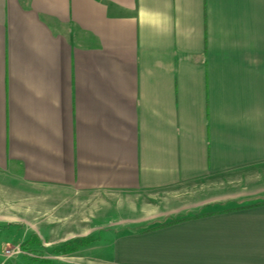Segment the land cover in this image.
<instances>
[{
	"label": "crops",
	"instance_id": "obj_1",
	"mask_svg": "<svg viewBox=\"0 0 264 264\" xmlns=\"http://www.w3.org/2000/svg\"><path fill=\"white\" fill-rule=\"evenodd\" d=\"M4 177L73 208L164 203L127 225L0 217L35 226L44 264H264V0H0Z\"/></svg>",
	"mask_w": 264,
	"mask_h": 264
},
{
	"label": "rangeland",
	"instance_id": "obj_2",
	"mask_svg": "<svg viewBox=\"0 0 264 264\" xmlns=\"http://www.w3.org/2000/svg\"><path fill=\"white\" fill-rule=\"evenodd\" d=\"M32 187H20L18 184L16 186H10L8 179L4 177V179L0 178V217H4L5 219H9L8 221L16 220L14 218H30L34 219L36 217H44L46 219L45 222L49 221L50 218L55 214V217L58 216H66V217H75L76 219H81L82 217L92 219L94 221H102V222H121L122 219L124 223L127 225L130 220L128 219H137L140 218H152L155 215L153 212H145L146 209L150 207L153 208V211L161 212L164 209V203L161 201H156L155 203L150 201L149 199H143L139 197L131 199V196L115 197L114 195H103V194H95L91 195L89 200L81 201L76 203L75 208L71 205H61L58 204L59 201L63 199V194L49 192L48 194H44L43 197H37L36 190ZM52 193V194H51ZM133 195V194H131ZM128 197L127 200L125 198ZM143 199V200H141ZM132 200V201H131ZM134 203V204H133ZM179 203H181L179 201ZM73 204V203H72ZM156 204V205H155ZM54 206V207H53ZM61 206V207H59ZM59 207V208H58ZM57 210V212H55ZM191 212L198 211L197 209L189 210ZM190 212V213H191ZM188 213V212H187ZM186 211H179L170 216H160L159 218L151 219L147 222L140 223L139 227H146L152 223H156L159 221H164L169 217H179L181 215H185ZM49 217V219H48ZM92 217V218H91ZM91 220V221H92ZM128 220V221H127ZM19 222V221H18ZM29 235L25 238L26 230L23 229L26 226H20L18 224H9L7 221L0 222V254H4L6 256H2V259H9V256H17L15 258L9 259L6 264H13L15 261H35L40 260L44 263H50L51 257H43L39 258V256H44L45 252L41 245L35 246V244L41 243V239L35 235V226L28 225ZM131 226V225H129ZM134 226V225H132ZM50 229L49 226H45ZM56 227V226H55ZM58 227V226H57ZM24 231V232H23ZM31 234V235H30ZM98 235V234H97ZM100 237V234H99ZM94 238H98V236H89L87 238H78L80 239L78 243L77 250H74L71 253H57L55 252L58 247H61L63 243H59L56 247H47V253L51 254L53 252L57 255H63L62 258L67 257L66 255H77L79 254V250L83 249L85 245H92ZM54 246V245H53ZM39 248L37 251L36 249ZM42 248V249H41ZM23 251L28 252L31 256L22 253ZM4 252V253H3ZM46 253V254H47ZM93 255H100L98 251L92 252ZM9 255V256H8ZM8 256V257H7ZM25 256H27L25 258ZM66 260L75 261L76 264H84L87 261H84L83 258H65ZM63 259V260H65ZM42 262V263H43ZM43 263V264H44ZM90 264V263H89Z\"/></svg>",
	"mask_w": 264,
	"mask_h": 264
},
{
	"label": "trees",
	"instance_id": "obj_3",
	"mask_svg": "<svg viewBox=\"0 0 264 264\" xmlns=\"http://www.w3.org/2000/svg\"><path fill=\"white\" fill-rule=\"evenodd\" d=\"M175 221H177V220H171V221L163 222V223L159 224L158 226L173 223ZM79 241H80V239H78V238H75L71 241H67V242L63 243L61 247H58V249L55 252L62 253V254L63 253H71L74 250H77Z\"/></svg>",
	"mask_w": 264,
	"mask_h": 264
}]
</instances>
